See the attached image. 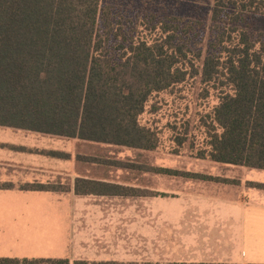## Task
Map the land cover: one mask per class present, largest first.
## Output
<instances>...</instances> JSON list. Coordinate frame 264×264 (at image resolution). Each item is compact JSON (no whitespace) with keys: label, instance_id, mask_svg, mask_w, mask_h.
Here are the masks:
<instances>
[{"label":"trees","instance_id":"16d2710c","mask_svg":"<svg viewBox=\"0 0 264 264\" xmlns=\"http://www.w3.org/2000/svg\"><path fill=\"white\" fill-rule=\"evenodd\" d=\"M102 3L0 0V125L151 151L158 133L140 121L149 98L199 76L220 90L208 149L200 156L264 170V35L253 39L245 28L248 16L264 14V0H213L206 35L198 20L152 15L148 35L137 38L114 27L112 8ZM132 190L86 179H78L75 188L77 194L98 195ZM68 262L0 257V264Z\"/></svg>","mask_w":264,"mask_h":264},{"label":"crops","instance_id":"0c3cea01","mask_svg":"<svg viewBox=\"0 0 264 264\" xmlns=\"http://www.w3.org/2000/svg\"><path fill=\"white\" fill-rule=\"evenodd\" d=\"M84 144L103 143L0 125V184L11 185L0 189V257L66 258L73 248L72 218L82 216L79 206L89 204L90 216L106 217L102 205L130 201L126 195L75 192L78 179L114 184L83 168L95 162L83 155ZM247 169V182L264 184V170ZM32 184L54 188H22ZM139 201L169 207L141 215L140 263L264 264V189Z\"/></svg>","mask_w":264,"mask_h":264},{"label":"rangeland","instance_id":"374dc122","mask_svg":"<svg viewBox=\"0 0 264 264\" xmlns=\"http://www.w3.org/2000/svg\"><path fill=\"white\" fill-rule=\"evenodd\" d=\"M102 4L112 8L114 27L121 26L127 35L135 34L136 38L148 35L147 19L152 15L159 20L166 15L198 20L202 24L201 35H206L212 25L213 0H103ZM245 25L249 35L258 39L264 35V14L248 16ZM219 97L220 90L203 84L199 76L154 93L140 116L142 124L158 133L159 143L154 150L84 144L83 155L95 161L84 162V169H92V176L133 190L126 195L129 197H115L129 199V202L102 205V209L108 210L106 217L90 216L89 204L79 206L82 216L78 220L72 218L73 248L70 255L62 259L70 264L75 261L149 264L140 263L138 258L136 241L141 215L169 207L139 199L245 194L250 170L200 156L208 149L212 110ZM189 173L204 178L187 176ZM147 220L149 223V218ZM78 240L82 242L81 248L74 246Z\"/></svg>","mask_w":264,"mask_h":264}]
</instances>
